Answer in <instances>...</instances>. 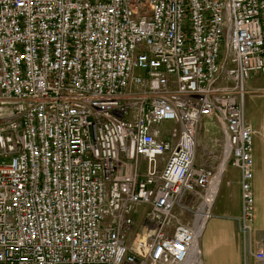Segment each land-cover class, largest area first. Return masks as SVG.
<instances>
[{"label":"built area","instance_id":"obj_1","mask_svg":"<svg viewBox=\"0 0 264 264\" xmlns=\"http://www.w3.org/2000/svg\"><path fill=\"white\" fill-rule=\"evenodd\" d=\"M256 75L264 0H0V264H203L228 167L264 264Z\"/></svg>","mask_w":264,"mask_h":264},{"label":"crops","instance_id":"obj_2","mask_svg":"<svg viewBox=\"0 0 264 264\" xmlns=\"http://www.w3.org/2000/svg\"><path fill=\"white\" fill-rule=\"evenodd\" d=\"M239 180V171L228 167L202 237L203 264H244L236 222L241 209Z\"/></svg>","mask_w":264,"mask_h":264},{"label":"rangeland","instance_id":"obj_3","mask_svg":"<svg viewBox=\"0 0 264 264\" xmlns=\"http://www.w3.org/2000/svg\"><path fill=\"white\" fill-rule=\"evenodd\" d=\"M248 89L245 98V112L255 128V235L257 240L264 241V78L260 75L254 76L248 83ZM220 137L218 124L216 127L211 119L201 125L198 137L201 147L207 146L209 149L212 147L214 149L215 140Z\"/></svg>","mask_w":264,"mask_h":264}]
</instances>
